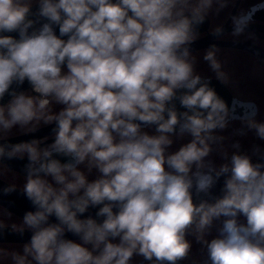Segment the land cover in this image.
<instances>
[{
  "label": "clouds",
  "instance_id": "1",
  "mask_svg": "<svg viewBox=\"0 0 264 264\" xmlns=\"http://www.w3.org/2000/svg\"><path fill=\"white\" fill-rule=\"evenodd\" d=\"M214 3L218 11L227 6L0 0V133L19 126L34 134L42 122L52 137L0 143V159L27 157L23 194L34 209L11 225L21 235L30 231V240L0 256L12 264H129L136 254L178 264L193 235L211 264H264V157L253 162L236 152L219 167L207 159L230 114L210 79L194 73L186 45ZM246 27L233 18L231 35ZM218 51L210 46L203 59L226 83ZM257 114L253 107L241 120L264 140ZM185 136L189 142L169 151L174 137ZM222 178V195L213 196ZM193 193L210 199L194 203ZM90 208L102 219L85 217ZM215 222L217 234L206 240Z\"/></svg>",
  "mask_w": 264,
  "mask_h": 264
},
{
  "label": "flooded vegetation",
  "instance_id": "2",
  "mask_svg": "<svg viewBox=\"0 0 264 264\" xmlns=\"http://www.w3.org/2000/svg\"><path fill=\"white\" fill-rule=\"evenodd\" d=\"M217 9L218 5L214 3L213 8L208 13L205 22L195 30L192 42L204 40V42L208 44L206 46L190 50L189 59L191 60L194 58V73L199 74L204 79H210L209 86L214 90L216 89L222 92L223 96L232 101V103L239 101H252L251 91L255 89L253 80L259 79L261 85L264 82V57H260L255 54L249 50L248 47L253 44L264 49V31L256 28V26H264V0H227L226 7L219 9V11ZM233 18H240L241 23L247 22L244 34L235 38L231 35V32L233 31ZM217 27L223 29L222 36L218 37L212 34L213 30ZM231 42H240L244 46L240 47L230 44H222ZM212 45H215L219 49L216 56L222 65V71H224L228 76L226 83L221 82L216 78V74L210 69L208 62L203 59L206 50ZM257 85L259 88V84ZM262 87L264 88L263 85ZM258 98L264 100V93H262ZM60 107L61 106L59 105H54L53 109L58 111ZM238 113L239 112L237 111L236 114ZM43 126L45 125L41 122L38 129ZM21 134H24V130L17 126L14 127L11 132L6 135V137L3 133H0V137H2L0 140ZM44 137H48L46 143L52 142L51 129L41 130L36 135L31 136L28 140L24 141ZM41 146L43 147L44 145L42 144ZM26 163V156L22 159H0V179L23 189V185L25 183L24 169ZM97 175L98 173L93 170V172L88 175V179H95ZM1 208L8 214L11 213V217L22 222L23 217L10 212L5 207L0 205V209ZM0 223L4 225H12L1 221ZM72 240L80 242L79 238ZM10 243L25 244L27 242ZM146 262L149 261L146 260ZM149 264H153V262H149Z\"/></svg>",
  "mask_w": 264,
  "mask_h": 264
},
{
  "label": "rangeland",
  "instance_id": "3",
  "mask_svg": "<svg viewBox=\"0 0 264 264\" xmlns=\"http://www.w3.org/2000/svg\"><path fill=\"white\" fill-rule=\"evenodd\" d=\"M255 84V89L251 91L252 101L255 102L258 109V114L256 120L264 121V100L258 98L262 93H264V82L261 85L260 80H253ZM259 84V88L258 85ZM255 100V101H254ZM152 134V130H149ZM217 136L223 137L222 142H218L212 145V152L207 158L212 161L217 167L220 164L226 163L230 160L233 153L239 152L242 154L249 155L252 159L264 154V140L259 139L255 132L249 130L246 125L242 122L241 118L230 120L228 126L224 130H217L215 133ZM191 137L185 136L183 139L173 138L174 143L169 149V151H176L182 144L189 142ZM239 144V148L233 147L234 144ZM227 154V156H225ZM0 221L4 223L21 225L17 219L9 216L4 209H0ZM219 226L218 222L214 223L212 229L205 235L206 240H211L217 234V228ZM191 243V250L188 256L180 262H192V261H203L208 259L206 247L202 244L197 243L193 235H188L186 237ZM24 243H10V242H0V249L11 251H22V246ZM143 259L142 256L134 254L131 258L129 264H139ZM0 264H12L10 258L0 256ZM35 264V262H33ZM142 264H149V262H143Z\"/></svg>",
  "mask_w": 264,
  "mask_h": 264
},
{
  "label": "water",
  "instance_id": "4",
  "mask_svg": "<svg viewBox=\"0 0 264 264\" xmlns=\"http://www.w3.org/2000/svg\"><path fill=\"white\" fill-rule=\"evenodd\" d=\"M36 11L35 6L33 7V12ZM37 27H39V25H37ZM256 28L262 29L264 31V26H256ZM56 34L59 35L58 29L56 30ZM208 43H205L204 40H199V41H195L192 42L191 44H189L187 47L189 48V50H193V49H197L203 46H206ZM215 44H220V43H215ZM222 44H230L233 46H244L242 43L240 42H231V43H222ZM246 48V47H245ZM249 50H251L252 52H254L255 54L259 55L260 57H264V49L251 44L248 47ZM29 86L27 85V83H25L24 88L27 89ZM215 92L217 93V95L225 102L227 108L229 109V114H230V119L232 120L234 118H241L242 116H244L246 113H248L253 107H255L257 109V105L255 104V102L253 101H239V102H235L232 103V101H230L229 99L225 98L223 96V93L216 90ZM8 99V97H5V101ZM176 106L178 109H180V105L178 101H175ZM184 109H180V111H183ZM239 112L238 114H236V112ZM48 130L51 129V126H43L42 128L38 129L34 134H21L18 136H14V137H10V138H6V139H2L0 140V143H9L11 142V144H16L19 143L21 141L24 140H28V138H30L31 136L36 135L38 132H40L41 130ZM261 157H264V154L252 159L253 162H256L258 160L261 159ZM9 186H13L3 180L0 179V205L5 207L7 210H9L10 212L23 217L25 212L27 211H34L31 203L25 198L24 194H23V189L16 187L15 186V191H12L10 193H5L4 189L6 187ZM223 186V178L214 186V188L212 189V195L213 196H221L222 189ZM210 199L208 197H203L202 194L201 195H197L195 193H193V199H194V203H199L201 199ZM98 211V208H90L88 210L87 213H85V217L87 215H91L93 216V218H97L96 217V212ZM84 218V217H81ZM52 219V222H55L54 218H50ZM98 220L102 219V218H97ZM30 236H31V232L30 231H25L23 233V235L17 233V232H13L11 230V225H4L3 228H0V242H28L30 240ZM66 238L68 239H77L78 237L73 236L71 233H67L66 234ZM146 260L143 258L139 264L145 262ZM178 264H211L210 260L206 259L203 261H192V262H178Z\"/></svg>",
  "mask_w": 264,
  "mask_h": 264
}]
</instances>
